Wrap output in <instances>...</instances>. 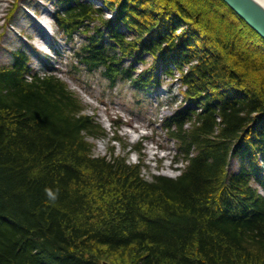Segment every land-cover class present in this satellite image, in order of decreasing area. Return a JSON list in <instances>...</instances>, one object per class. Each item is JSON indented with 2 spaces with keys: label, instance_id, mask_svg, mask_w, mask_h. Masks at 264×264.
I'll use <instances>...</instances> for the list:
<instances>
[{
  "label": "trees",
  "instance_id": "16d2710c",
  "mask_svg": "<svg viewBox=\"0 0 264 264\" xmlns=\"http://www.w3.org/2000/svg\"><path fill=\"white\" fill-rule=\"evenodd\" d=\"M54 6L73 66L185 86L161 120L184 166L147 178L129 151L94 154L106 131L82 99L14 50L0 65V264H264V38L224 0Z\"/></svg>",
  "mask_w": 264,
  "mask_h": 264
},
{
  "label": "rangeland",
  "instance_id": "374dc122",
  "mask_svg": "<svg viewBox=\"0 0 264 264\" xmlns=\"http://www.w3.org/2000/svg\"><path fill=\"white\" fill-rule=\"evenodd\" d=\"M16 0H0V65L12 62V52L26 50L33 58L32 66L44 71L46 60L57 68L69 87L85 104V113L95 117L104 137H90L94 154L108 155L128 153L129 161L145 163L143 172L147 178L152 174L175 176L180 171L173 160L175 145L170 141L161 120L180 105L185 88L176 79L163 76L164 84L158 91L136 90L129 81L114 84L101 74V69L89 71L72 62L73 43L66 42L54 21V0H22L11 21L5 16L11 12ZM110 16V14H108ZM81 36L77 37L76 46ZM55 49H58L56 52ZM149 59V58H148ZM128 64V62H127ZM138 70L146 65L137 63ZM179 76V75H177ZM124 143L142 147V152L124 149ZM238 161L232 160L230 168L237 169ZM264 191V190H263Z\"/></svg>",
  "mask_w": 264,
  "mask_h": 264
},
{
  "label": "water",
  "instance_id": "95a60500",
  "mask_svg": "<svg viewBox=\"0 0 264 264\" xmlns=\"http://www.w3.org/2000/svg\"><path fill=\"white\" fill-rule=\"evenodd\" d=\"M264 38V5L258 0H224Z\"/></svg>",
  "mask_w": 264,
  "mask_h": 264
},
{
  "label": "bare ground",
  "instance_id": "6f19581e",
  "mask_svg": "<svg viewBox=\"0 0 264 264\" xmlns=\"http://www.w3.org/2000/svg\"><path fill=\"white\" fill-rule=\"evenodd\" d=\"M258 1H260L264 5V0H258Z\"/></svg>",
  "mask_w": 264,
  "mask_h": 264
}]
</instances>
